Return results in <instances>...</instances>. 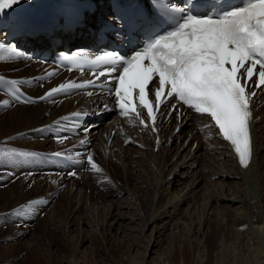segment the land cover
I'll list each match as a JSON object with an SVG mask.
<instances>
[{
  "label": "bare ground",
  "instance_id": "obj_1",
  "mask_svg": "<svg viewBox=\"0 0 264 264\" xmlns=\"http://www.w3.org/2000/svg\"><path fill=\"white\" fill-rule=\"evenodd\" d=\"M20 1L30 8L36 3V0ZM139 1L140 0H135V4L133 0H123V4L117 5V8L114 9L113 3L110 0H53L52 3L44 4L42 7H40L35 15L26 17L27 15H29V13H24L22 15H18L16 20H19V23L23 24L24 26L23 37H26L25 43L29 44L28 47L32 45L31 50L39 51V53L41 52L42 54L45 53V55L47 56V60H51L50 55L52 53L55 54L56 52L62 50L72 51L76 48H88L94 51L100 50L93 49L92 45L94 44H101V48L118 50V48H110L109 44L112 41H110L108 37L107 38L109 40L106 38L104 39L102 36H108L113 34L114 32H119L124 36H127L128 34L125 31H119L114 27L110 29H103L100 27V25L98 24L100 20H103V18L105 17L113 16L112 12L106 13L108 11H116L117 9L120 11L122 10L121 8L124 7L125 14L122 18L128 24L131 32L138 33L140 37H144V33H155L161 30L159 25L153 20L150 12V7L147 5V2L145 0H141V2H143L144 4L146 3V6H141L140 4L137 5ZM235 2H237V0L229 1L226 7ZM119 4H121L120 1ZM207 6L208 4L202 3L196 8L195 12H199V9L201 8L205 9ZM146 11H148V14L150 13V16L147 15ZM175 16V13L166 11L167 22H170ZM9 31L12 33V30ZM25 35H27L28 37ZM1 36L2 35L0 34V39ZM7 41H16L17 47L22 48L27 52L31 51H28V48L21 46L22 39H18V37L11 36ZM134 44L135 42L131 43V45ZM72 45L75 46L70 49ZM131 45L129 47H131ZM54 50L55 52H53ZM35 54L36 52L34 53L35 58H41V56L38 57ZM41 65V63L36 64L31 62V68H27L23 65V63L14 65L12 62H0V68L17 72V74H10L11 76L15 77H26L27 75H33L35 73L34 70H41ZM45 71L54 76V82H59L62 80L71 81L79 76L76 73L61 71L56 68H45V70H42L41 73ZM5 74L9 76V74ZM25 87L31 89L32 87H34V84L31 82H27ZM27 91L29 92V90ZM39 93L40 92H38V94ZM259 93L261 95L257 96V99L254 103V152L252 160L248 167L241 166L229 143L219 136L217 128H204L205 125L212 124L206 115L193 114L191 115L189 122L185 123L184 125H178L179 122L177 121V118L176 120L173 119L174 121L172 120L170 122L166 120L159 121L157 125V133L154 134L152 133L150 128H135L134 126H132V122L130 121V119H120L118 115H115L116 112L108 120L103 121L107 115L113 112V109L110 108L104 111L106 114L100 117L99 121L95 120L93 122H89H100V124L98 126L93 125L92 128L85 133V138H83L84 140L73 141L68 139V143L64 144L61 152H59L61 154L60 157L62 158V160L61 158H59V156H57V166L55 167L53 165L45 164L44 170H47L48 173H50L51 171H56L57 174V172L62 171V167L68 165V167H70L71 165H73L69 164V161L74 162L76 160L78 161L79 159V162L81 164L82 155L86 152L89 153L92 149L95 163L99 166L100 169L99 171L93 169L97 171V174L88 173V175L90 176L76 175V177L69 178L67 176H61L60 173V175H56L55 177L56 184L61 186L66 181L71 179V188L69 189L68 187L70 198L68 197L64 201V210L67 209L68 217H73L76 214V210L71 207V201L73 199L71 195L73 196L75 192H77V195L74 198V204L78 205L83 202V196L88 193H90V198L92 196L94 199L98 201L100 200L98 198H95V196L91 192L96 193L97 191H99V193L101 194V200L103 202L110 201L111 197H116L117 199L114 201V203L118 202L119 208H117V205L115 210H111V216L112 219L116 221V225H118V227L116 228V230L113 228L114 226L112 224H110V226L106 225V227H108L109 231H116L118 234L123 233L122 227L124 226V224L122 223L125 222V224H127L128 226V229L131 228L133 230L134 225H136L135 223H138L136 222L135 217L129 216L130 212L135 211L134 206L131 205V202L129 200V198H131V200L134 199V196L128 194V198L123 199L124 192L128 191L120 190L119 185H123L122 187H124L125 184L126 186L132 185L131 183L133 177L131 176V173L133 171L140 170V172H142V170L146 168L150 171V166H152L153 163L156 164L155 166H157V169L154 170L156 172L158 171L157 177L155 178L157 184L156 187L158 189H161V191H156L154 200H152L149 204V210L148 212L146 211L148 217L145 216L147 217L146 222H141L140 236L147 241L148 236L146 234V231L147 228H151V240L150 242H148L149 244H151V247L149 246L151 249L149 250L148 247V250L146 249V254L149 252L151 254L152 252V254H155L157 256L152 262L149 261V263L147 262L146 264H176V262L172 258V255L169 257L168 253L157 254V250H155L154 247H158L161 244L164 236H166L167 230H169L171 234H176L175 229H178L179 227L176 224L170 226L171 222L173 221H171V219L172 217L178 215L179 211L178 204H176L177 201L179 202L180 199L183 201V199L187 196L185 197V193L183 195V193L181 192L182 194H173L172 197L168 199L169 201L165 204H163L162 202L160 203V205H158L157 202L159 201V198H161L165 194V191H170L172 187L178 186L180 183H182V179H185L186 176H192L187 189L189 188L192 194V190H195L196 192V189L204 181V175L200 174L198 171L200 168L194 171L200 163L202 166L201 169L204 170L205 168L209 173H207V176L210 175L211 177L219 178L220 180L219 182L212 183V185H207V182L202 185L205 187V192L207 191L210 196L206 199V201L203 200V208L200 207L203 209V213L197 215L194 219H188L189 222L183 223V227L186 230L184 231V235H186V237L184 238L186 253L190 254L193 257V264H264V246L259 242L258 236L256 235L257 232H261V234L264 235V182L261 183L260 180L262 174H264V171H261V169L263 168V159L259 161L260 157H262V153L264 152V143L262 142V140H264V132H262V128L264 127V106H262L264 104V90L260 89ZM5 96L9 98L3 91H0V98H6ZM102 98L103 96H97V98L92 97L90 99H85L83 93H81V95L76 94L72 97H69V95H65L64 93H60L59 95H55L54 97L46 99L43 103H41V108L39 109V111L38 108L35 107L36 105L17 103L9 98L11 100L9 101L13 102L14 104H11L12 106L9 105L8 113L0 120V138L3 137L4 139V136L10 133L17 134V132L19 131H26V129H29L30 132H28L27 134L30 135L23 137L25 141L20 142V144L25 146L24 149L26 150H42L43 148L41 149L40 147H43V145L39 144L38 141H31V136H44L48 132L52 133L54 127L57 129H61L63 134L56 133V138H51L50 142L54 143L55 141L60 140V138H62L61 136L70 135L72 126L70 121L68 119L58 121V118L74 111H89L90 108L94 106V103L98 100H101ZM55 99H58V101H55ZM260 105L262 107H260ZM1 107L2 105L0 104V108ZM33 109L37 110L28 112V110L30 111ZM258 109L260 110L258 111ZM87 113L91 114L93 112ZM23 124H25L26 126L24 127ZM51 124H53V126ZM187 125L188 130H185V127ZM124 126L128 129H132L130 130V132H128ZM62 128H66V130H63ZM109 128H111L112 130L114 128L116 129V134L115 136H113V140L107 141L106 138L101 139V135ZM13 136H15V134ZM213 136H216V138L210 141V138ZM90 137H94L95 139L98 138L99 142L96 147H94L93 141ZM155 138H160L159 144H155ZM18 139L19 138H14L13 140L16 141ZM150 140H152L151 143ZM194 140L196 141V143ZM108 142L112 145L108 146ZM130 142H132L133 145H127ZM1 143L4 144L1 145ZM26 144H29L30 146H26ZM0 146L8 147V144H5L4 140L0 139ZM9 147L17 148L18 146L11 144V146L9 145ZM0 149L1 153L2 148L0 147ZM16 153L21 155V153L26 152L16 151ZM56 153L57 152H54L53 154L56 155ZM201 157L203 159L206 158V161H201ZM83 158L85 159V157ZM137 159H146L148 166L143 169L133 167ZM37 165L38 163H33L32 161L24 163L18 159L17 165L15 166L14 175L20 176V181L29 180L34 182L35 180L46 184L47 186V184L49 183L47 180H54V176L45 173L46 175L39 176L38 180H36L35 177L32 178L30 171L36 170L37 168L35 166ZM8 168L9 170H11L13 169V166H8ZM57 168L59 169L57 170ZM169 168L171 169L168 172L167 170ZM143 175L144 174L142 173V176ZM96 176L99 177V179H103L104 183L98 186L99 184L96 182V185L94 184V191H92L90 190L91 187L89 188L90 181ZM239 177L243 179V186L246 188V192L243 191L242 193V186L237 185L238 183L236 182V179ZM135 178L137 179V177ZM142 179H144V177ZM138 180L139 178L136 182H138ZM155 181H153V183H155ZM148 182L152 183L151 180L147 179L146 183ZM251 187H253V194L249 195V189ZM146 188L149 189V187ZM181 195H183L184 198L181 197ZM168 197H170V195ZM140 200L143 201L142 199ZM121 202H124V204L127 205L124 206V204H122V206L120 205ZM144 202L146 201L144 200ZM173 204L175 205L173 206ZM213 205L215 206V209L217 208L216 211L211 208ZM120 209L126 210H123V212H121ZM187 212L189 211L187 210ZM222 212H229L230 221L231 223L235 224V227H233V225L231 224L229 230H234V233L232 234V236L228 235L222 239L221 234L220 239H218L216 242L214 241L215 244H212L213 237H216L218 234L217 232L219 231L218 225L211 224L210 222L212 221L217 223L219 213ZM55 214L58 218L61 219V212L55 211ZM167 218L171 219L165 221V219ZM72 221L71 219L67 221L65 217H62L61 219L62 224H65L66 226ZM77 227H79L78 243L79 246H81L82 244H85L86 238L83 236V231L86 228L80 227V223L77 225ZM89 227H91V225H89ZM101 229H103V232L106 229L104 222L101 223V227H92V231L99 233L100 235ZM109 231L107 232L108 236L110 235L113 238L118 239L116 237L117 234L112 235V233H109ZM81 235L83 237H81ZM175 236L177 237V235ZM78 253L79 249H75V247H73L71 259L66 263L86 264L85 260L81 261L76 258L73 260V258L76 257ZM183 254H185V252ZM33 255H35L34 257L36 259H39V254L35 253ZM96 256L99 257L101 256V254L98 253ZM145 258L146 257L137 258L136 256L133 257L128 255L126 257V264H144ZM185 261L186 260H183L182 263L185 264ZM187 261L186 263H189ZM93 264L104 263H102L100 258H96ZM178 264H181V262H179Z\"/></svg>",
  "mask_w": 264,
  "mask_h": 264
},
{
  "label": "snow or ice",
  "instance_id": "obj_2",
  "mask_svg": "<svg viewBox=\"0 0 264 264\" xmlns=\"http://www.w3.org/2000/svg\"><path fill=\"white\" fill-rule=\"evenodd\" d=\"M19 2L0 0V11ZM217 7L219 10L201 13L195 12L190 0H184L182 7L173 4L171 10L177 15L168 24L170 30L156 35L130 56L104 51L88 63L92 68L102 67L99 75L106 80L112 78L108 83L114 82L115 87H108V91L117 98L121 114L126 118L135 115L147 127L138 110V94L139 106L146 109L154 125L157 111L166 103L162 97L167 89L168 98H176L195 113L210 117L213 123L204 127L217 128L219 136L233 147L241 166L248 167L252 159L250 102L257 94L249 93L248 89L254 76L255 87H264V0H241L239 5ZM14 51L0 42V53ZM0 83L10 85L14 100L21 99L16 87L21 81L9 82L0 77ZM86 83L92 85L95 81ZM150 84L155 88V109L149 99ZM83 86L61 84L40 99ZM3 106H9V101H3ZM172 107L177 110L175 105ZM87 161L93 169L100 170L91 154L87 155Z\"/></svg>",
  "mask_w": 264,
  "mask_h": 264
},
{
  "label": "rangeland",
  "instance_id": "obj_3",
  "mask_svg": "<svg viewBox=\"0 0 264 264\" xmlns=\"http://www.w3.org/2000/svg\"><path fill=\"white\" fill-rule=\"evenodd\" d=\"M109 12L110 11H108L106 13H109ZM204 12H206V10ZM103 15H105V14H103ZM74 46L75 45H72V47H70V49H72ZM94 46H95V49L97 50L102 45L96 44ZM31 49H32V45H30V47H28V51ZM53 52H55V50ZM37 56L38 57L41 56V52L40 53L38 52ZM52 56H53V53L51 54L50 58H52ZM14 64L19 65V63H14ZM0 70L5 71L3 68H0ZM11 73H13V72L11 71ZM53 84L54 83H50L47 85V87H50ZM41 90H43V89H41ZM33 91L36 92L35 89H33ZM38 92L39 91H37V93ZM5 100L9 101L10 99L7 97L3 98V99L0 98V104L2 105V107L0 108V120L6 116V114L8 113V110H9V106H3V101H5ZM10 101H9V105H11V104L13 105L14 103L10 102ZM262 106H264V104ZM262 106L260 105V107H262ZM35 107L38 108V111H39V109L41 108V105L35 106ZM35 110H37V109H35ZM35 110L34 109L30 110V111L28 110V112L35 111ZM259 110L260 109H258V111ZM113 114H114V111L111 114L107 115L103 121L108 120ZM65 118H68V117H65ZM71 118H73V117H71ZM73 120H74V118H73ZM90 121H92V120H90ZM46 123H49V122H46ZM51 125L53 126V124H51ZM23 126L25 127L26 125L23 124ZM23 126H22V128H23ZM73 128H75V125H74V127H72V129ZM186 129L188 130V125L185 127V130ZM28 132H30L29 129L28 130L26 129V131L23 130V131L17 132V134L14 133L15 136H13L14 135L13 133H10V134L4 136V139H3V137L0 138V139L4 140L5 144H8V147L0 146L2 148V152L0 153V264H68L66 262L71 259L73 247H75V249H79V253L77 254L76 257L73 258V260L75 258L78 260H81V261L85 260L86 264H93V262L95 261L96 258H100L102 263H104V264H119V263L126 264V262H127L126 257L128 255L133 256V257L136 256L137 258L146 257L144 264H146L147 262L149 263V261L152 262L154 260V258H156L157 255L152 254V252H151V254H150V252L146 254V252H147L146 249L148 250V247L149 246L151 247V244L148 243L151 240V238H150L151 228L150 227H149L150 229L147 228L146 234L148 236V239L146 241L143 238H141V236H140V227H141V222L142 223L146 222V218L148 217L147 212H148L149 206H150L149 204L151 203L152 200H154L156 191L157 190L161 191V189H158L156 187L157 184H156L155 178L157 177V174H158V171L157 172L154 171L155 169H157V166H155L156 164L153 163L152 166H150L151 169L150 168L149 169H150V171L152 170L150 172L147 168L143 169V168L148 166V164L146 162L147 158L146 159H137L136 163L133 165V167L142 168L143 169L142 172H140V170H138L139 172L135 170L131 173V176L133 177V178L131 177L132 178V183H131L132 185L126 186V184H125L124 187H122L123 185H119L120 190L128 191V192H124L123 199L128 198L127 197L128 194L134 196V199L131 200V198H129V200L131 202V205L134 206L135 211L130 212L129 216L135 217L136 222H138V223H135L136 225H134V230L131 228L128 229V226H127V224H125V222L122 223V224H124V226L122 225L123 226L122 227L123 233L117 234L116 231H109L108 227H106V225L110 226V224H112L114 226L113 228L115 230L118 227V225H116V221H114L112 219V216H111L112 215L111 210L112 211L115 210V208L119 204L118 202L114 203V201L117 199L116 197H111L112 201L110 199V201L106 200L107 202H103L101 200V194L99 193V191H97L96 193L91 192L95 196V198H98L100 200L98 201V200L94 199L92 196L90 198V193H88V194L83 196V200H82L83 202H81L78 205V204H74V198L77 195V192H75L73 194V196L71 195V197H73V199L71 201V204H72L71 207H73V209L76 210V214H75L76 217H75V215L73 217H68L67 216V214H68L67 209L64 210L65 209L64 208V204H65L64 201L68 197L70 198L69 189L71 188V183H72L71 179L66 181L61 186L56 184L55 180H53V182H49L46 186V184H43V183L35 181V180H34V182H36V183L29 181V180L20 181V177H19L18 181L12 182V180L15 177H17L14 175L15 166L17 165V161L14 162V159H16V157L17 158L19 157V154H16V151L30 152V150L24 149L25 146L20 144V142L25 141L23 137L30 135V134L29 135L27 134ZM262 132H264V127L262 128ZM56 133L63 134L61 129H57L54 127V130L52 131V133L48 132L44 136L43 135H33V136H31L30 139L33 142L38 141L39 144L43 145V147H40L41 149L43 148L42 150L57 151L59 153V152H61L64 144L68 143L67 140L68 139L72 140V138H71V135H66V136H61L62 138H60V140L55 141L54 143L50 142L51 138H53V139L56 138ZM52 136H54V137H52ZM112 136H115L114 133H112ZM14 138H19V139L14 141L13 140ZM112 139H113V137H112ZM211 140H213V139H211ZM261 140H260V142H261ZM151 142H152V140H150V143ZM262 142L264 143V140H262ZM195 143H196V141H195ZM3 144L4 143H1V145H3ZM11 144L17 145L18 147L17 148L9 147V145L11 146ZM19 146H23V147H19ZM26 146H30V145L26 144ZM27 149H29V148H27ZM33 151L34 150H31V153ZM89 153L92 154V149L90 150ZM33 154L37 155L36 152H34ZM87 154L88 153L86 152L85 154L82 155L80 165H83V163H82L83 159H84L83 157H85V155H87ZM59 158H61V157L59 156ZM61 160H62V158H61ZM202 160L205 162L206 158L203 159L201 157V161ZM261 160H262V167H263L261 169V171H264V152L262 153V157H260L259 161H261ZM85 163H86V165H84L85 167H89V165H91V163H89V162L85 161ZM201 163H203V162H201ZM7 164L9 167L12 165L13 169L9 170ZM71 166H73V165H71ZM35 167L37 168L36 170L30 169V170L34 171V173H32L31 177L32 178L35 177L36 180H38L39 178H37V177H39V175H41V173L43 172L42 169L44 170L45 164L39 163ZM201 167L202 166L199 163L198 167H196L194 170V171H196V170H198V168H200L198 170L199 173L204 175V181L196 189V192H195V190H192L193 191V194H192L190 192V189L189 188L187 189V187L190 183L189 181L191 180L192 176H186L185 179L184 178L182 179V183H180L178 185L179 187L174 186L171 188L170 191H165V194L161 198H159V201L157 202L158 205H160V203H162V202H163V204H165L166 202L169 201L168 199H170L173 194H177V193H181V192L183 193V195L185 193V195H184L185 197L187 196L186 198H184V196L181 195V197L184 198L183 201L180 199L181 201L179 200V202L177 201V203H176V204H178V211H179L178 215L172 217V219L171 218L165 219V221H167L168 219H171V221L173 220L171 222L170 226H172L173 224L178 225L179 228L175 229L176 234H171V232L169 230H167L166 236H164L161 244L158 247H154V249L157 250V254L158 253L159 254L160 253H168L169 257L172 255V258L176 262V264H178L179 262H181V264H183L182 261L183 260L187 261V259H188L187 262H189V263H186V261H185L184 262L185 264H193V260H192L193 257L190 254H187L185 251L184 238L186 237V235H184V231H186V230L183 227V225H184L183 223L189 222L188 219L189 220L194 219L197 215L203 213V209H202L203 205H204L203 203L210 196L207 193V191L205 192V187L202 185L205 182H207V185L208 184L212 185V183L219 182V180H220L219 178L211 177L210 175L207 176V173H208L207 170L205 168L203 170V169H201ZM171 168H169L167 171L169 172V170ZM58 169L59 168H57V170ZM71 169H73V168H69L68 170H66L65 174H67ZM61 170H63V168H61ZM167 171H166V175H167ZM136 173L137 174L139 173V174L137 175ZM142 173L144 174L143 176H142ZM90 174H97V171L91 172ZM42 175L45 176L46 174L43 173ZM76 175H78V174H76ZM76 175L73 177H76ZM166 175H165V177H166ZM61 176H64V174H62ZM66 176L69 178H72L71 174L65 175L64 177H66ZM134 176L137 177V179L139 178L138 182H136L137 179ZM263 176H264V174H262V176L260 178L261 183L264 182ZM143 177H144V179H142ZM10 178H11V180H10ZM93 179L94 178L91 179L90 185H89V188L91 187L90 190H92V191H94V184L96 185V182ZM147 179L151 180L152 183H150V182L146 183ZM153 181H155V183H153ZM236 182L238 183L237 185L242 186V193H243V191L246 192V190H245L246 188L243 186V184H244L243 179L239 177L236 179ZM97 183L99 184L98 186H100V185H102V183H104V181L100 179ZM207 185H206V187H207ZM68 187H69V189H68ZM146 187H149V189ZM180 187H181V189H180ZM131 188L133 189V191ZM126 189H128V190H126ZM143 189H145V190H143ZM181 190H183V191H181ZM184 190H185V192H184ZM135 191H136V193H135ZM145 191H147V192H145ZM5 192H6V194H5ZM168 192H169V194H168ZM140 193H141V195H140ZM143 193L146 195H144ZM148 194H149V197H148ZM189 194H190V196H189ZM251 194H253V187H251L249 189V195H251ZM125 195H126V197H125ZM169 195H170V197H168ZM139 196H141V197H139ZM190 197H191V200H190ZM140 199H142L143 201H141ZM144 200L146 202L147 201L148 202L146 203V202H144ZM149 200H150V202H149ZM142 202H143V204H142ZM113 203H114V205H113ZM106 204L107 205L109 204V205L107 206ZM122 204H124V202L123 203L121 202L120 205H122ZM126 205L127 204H124V206H126ZM144 205H145V207H144ZM174 205L175 204H173V206ZM155 207H154V209H155ZM200 207H202V208H200ZM117 208H119V205ZM211 208H213L215 211L217 210V208L215 209L214 205ZM145 209H147V210H145ZM123 210H126V209H122L121 212H123ZM187 210L189 212H187ZM18 211L23 212V214H17ZM55 211L61 212V219H62V217H65L67 219V221H69V219H71V221L73 219L74 220L66 226L65 224H62L61 219L56 216ZM206 215H207V212H206ZM145 216H147V217H145ZM142 217H143V219H142ZM190 217H192V218H190ZM102 222L105 223L106 229L104 230V232H103V229H101V235L99 233L93 232L92 227H96V228H98L99 226L101 227ZM79 223H80V227L86 228L83 231V236L86 238L85 244H82L81 246H79V243H78V228L79 227H77V225ZM179 223H181V224H179ZM210 223L211 224H217L218 225V231H219V232H217L218 234L216 233L217 236L213 237L212 244H215V242L218 239H220L221 234H222V236H221V239H222L228 235L232 236V234L234 233V230L233 231L229 230L231 224L233 225V227H235V224L231 223V221H230L229 212L219 213L217 223L212 222V221ZM222 223H223V225H222ZM89 225H91V227H89ZM108 231H109V233L111 232L112 235L117 234L116 237L118 239H115L110 235L108 236L107 235ZM102 232H103V234H102ZM130 235H131V237H130ZM175 235H177L178 239ZM256 235L258 236L259 242L264 246V235L261 234V232H257ZM83 236L81 235V237H83ZM218 236H219V238H218ZM111 238H113V239H111ZM120 239H121V241H120ZM152 243H153V240H152ZM150 247H149V250L151 249ZM10 248H12V249H10ZM184 252H185V254H183ZM35 253L39 254V259L38 258L36 259L34 257L35 255H33V254H35ZM98 253H100L101 256H99V257L96 256ZM186 255H187V257H186ZM188 255H189V257H188ZM184 256H185V258H184ZM189 260L190 261L192 260V261L190 262Z\"/></svg>",
  "mask_w": 264,
  "mask_h": 264
}]
</instances>
